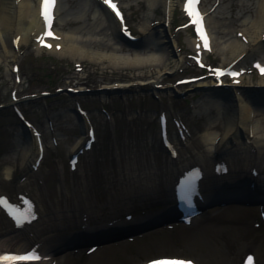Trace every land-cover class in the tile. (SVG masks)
Listing matches in <instances>:
<instances>
[{
	"label": "rangeland",
	"instance_id": "obj_1",
	"mask_svg": "<svg viewBox=\"0 0 264 264\" xmlns=\"http://www.w3.org/2000/svg\"><path fill=\"white\" fill-rule=\"evenodd\" d=\"M120 1L129 25L137 35H143L142 29L148 22L152 27L163 22L162 7L150 12L145 0ZM257 5L258 0L203 1L205 11L210 13L208 16L221 21L224 24L222 28L233 30V34H242L250 26ZM96 8L94 0H60L56 32L82 31L72 41L76 42L80 37L79 44L87 42L83 53L77 47H69V43L67 48L76 53L74 57L69 54L60 56L52 49L37 52L35 42L30 41L19 48L16 61L8 59L0 63V194L16 199L19 193L24 192L18 188V178L23 177L26 179L25 192L43 215L51 216L53 208L62 211L66 207L72 208L73 194L85 199L82 205L93 200L104 204L111 191L121 194L126 189L135 188L139 176H146L147 182L165 184L169 181L168 155L160 152L157 145L154 147V143L158 144L157 116L163 110L171 118L182 119L190 130L191 148L184 150L181 145L177 146L181 152L184 151L180 153L181 157H193L195 153L204 152L198 132L205 129L209 119L200 106L202 93L194 91L193 86L177 87V82L182 78L208 76L210 70H200L191 58L196 55L192 32L176 30L185 23L180 4L175 6L169 25L171 36L178 42L177 58L182 60L176 71L172 61L166 67L150 64L137 69L121 68L113 59H106L115 45L111 44L102 27L97 28L98 23L93 16ZM95 27L96 33H92ZM120 51L119 55L130 58H135L137 53L126 47ZM150 53V49L141 52L145 57ZM223 58L214 51L206 56L205 65L227 66ZM253 60L248 59L245 62L247 66L241 68L248 70L243 85L249 80L256 83L260 79L252 70ZM6 64L9 69L13 64L20 66V81L15 80ZM157 80L158 84H155ZM116 84L132 87L129 93H111L104 98L70 96L66 92L67 89L94 90ZM155 85L168 91L153 90ZM172 87L177 93L169 91ZM58 89L62 91L57 92ZM43 92H48L49 96L40 97ZM13 93L19 100L16 106L28 121L38 127L48 144L45 161L36 175L23 170L14 145L20 121L13 115ZM77 101L88 112L98 142L92 152L81 157L79 171L72 173L68 170L67 161L78 131L75 118L68 109L73 108ZM102 110L112 115L110 123L101 114ZM221 123L216 129L223 132ZM53 137L58 142L57 146L52 144ZM7 165L14 168L11 179L3 173ZM259 223L258 212L252 208L212 209L192 228L160 229L141 242L106 248L93 255L62 254L57 257V264H139L165 255L193 257L202 264H241L247 253L255 254L258 264H264V224L258 227ZM9 231H12V226L0 215V237Z\"/></svg>",
	"mask_w": 264,
	"mask_h": 264
},
{
	"label": "bare ground",
	"instance_id": "obj_2",
	"mask_svg": "<svg viewBox=\"0 0 264 264\" xmlns=\"http://www.w3.org/2000/svg\"><path fill=\"white\" fill-rule=\"evenodd\" d=\"M145 1L150 12L162 7L167 21L170 20L175 6L179 4V0ZM41 3L42 0H0V63L8 59L16 61L18 59L17 52L19 48L23 44H28L30 41L35 42L34 46L37 52L43 49L42 45L48 43L51 46L50 49L60 56L62 54H69L71 57L76 56V53L74 54L69 51L66 45L67 43L71 44L69 47L81 49V53L86 50L85 48H87L88 44L87 42L79 44L78 40L80 37H77L76 42L72 41L73 38H75L77 34L82 33V31L79 32L76 30L58 34V32L53 30V28L56 27L55 23L59 17L60 0H56V7H54L53 11V16L55 17L51 28L48 27L42 15ZM94 3L96 5L98 4L96 11L93 13L94 19L98 23L97 28L102 27V30L106 32V37L110 38L112 41L111 44L115 45L114 48H112L113 52H111L106 59H113L121 68L130 67L141 69L143 65L150 64L157 66L163 65L166 67L169 61L175 64L173 67L175 71L181 66L182 60L177 58L176 53L178 42L171 36L168 25L163 26L158 24V26L152 27L151 23L148 22L142 29L143 35H138L137 39L133 38L132 40L129 35L121 34L117 19L114 17V14L104 6L102 1L94 0ZM201 3L202 0L199 5L200 9L203 7ZM209 14V12H206L207 17L203 19L205 21L203 31L207 36L208 47L205 48L204 41L201 40L197 34H194L196 36L192 35L193 49L196 51V55H194L193 58H197V60H193L196 62L198 61L200 64L205 63L206 56L215 51L224 56V63L234 65L232 70L239 73V76L236 78L237 80L231 81L233 85L231 88L225 84L223 78L218 75L220 74L218 71L223 68L226 70V66H221L218 67L219 70L210 68L211 70L209 73L213 74L212 77L210 76V80L199 79L197 82L184 85L188 87L193 86L194 91L202 93L200 99L201 105L198 104L207 113L209 119V124L205 126V129L198 132V137L203 144L204 152H200V154L195 153L193 157H185V155L181 157L180 153L184 151L181 152L180 148L177 146L181 145L185 148L184 150L191 148L190 144L193 140L189 130L183 132L185 135L184 138L181 137L178 139V135L173 134V137L176 136L175 140L177 146H174V148L172 147V149L169 148L170 150L166 147H161V150L168 155V159H176L171 162L174 166L173 168L176 170H180L184 167L189 169L193 165L204 166L207 160L213 163V159H225L226 162L231 164H233L232 159H243V166L246 168L251 165L250 159H254L252 163L254 166L251 165L252 169L258 170V166H260L259 160L264 162V75H262L256 83L249 80L247 82L249 85H243L245 79L244 71L243 69L241 70V68L247 66L245 62L248 59H254L252 62L253 64L258 63L261 67H264V0H258L255 17L253 21H251L250 26L247 27L242 34L239 32L233 34L234 31L230 29L225 31V29L222 28L224 24L219 20L217 21L215 17H209ZM200 15L202 16L201 12ZM191 26H189L188 29L192 28L194 30L195 25ZM97 28L95 27L91 32L96 33ZM184 30H187V28ZM49 31L52 33V36L46 35ZM125 36H128L129 39L127 38L126 40ZM41 38L43 39L41 40ZM217 40L218 44L216 46ZM124 47L128 48L130 51L137 52L135 58H130L128 55L124 56V54L119 55L121 52L120 50L124 49ZM149 49L152 53L148 54L146 57L141 54L142 51ZM100 57L104 59L103 56ZM6 67L13 73V66L9 69L8 64H6ZM219 82H221L220 88L218 87ZM156 83L158 84V80L155 84ZM136 86L139 87L140 84ZM156 86L158 85H155V87ZM131 87L129 85L116 84L113 86H103L100 90L117 88L116 91L118 92L129 93ZM158 89L160 88L156 87L155 90L157 91ZM83 91L84 90H79L78 92L79 94H83ZM161 91L167 92L168 89H160L159 92ZM169 91L177 93L174 87L170 88ZM91 94L93 96V93ZM95 95L102 98L105 97L104 93H97ZM68 112L70 115L74 116L75 111L73 109H68ZM219 123L222 124L224 129L223 132L216 129ZM20 132V136H15L14 145L19 151H23L21 156V159H23L22 167L28 168V166L31 165V159L34 158L29 142L25 139L23 140V137H26L25 135L28 136L27 130L24 131L20 127ZM22 132H24V135ZM82 139L83 137L74 139V144L71 147L69 156L79 149L78 146ZM25 144L27 149L25 148ZM261 168L262 170L259 169L262 172H259V174H264V167ZM13 172L14 168L10 165L5 166L3 170L4 175L9 177L8 179L12 178ZM211 177L212 176H210V178ZM139 179L141 181L145 180L144 176H139ZM19 182L21 186H24L25 181L20 180ZM142 193L143 192L140 193V196H148V193L145 195ZM134 194V192L130 191L126 196L114 195L113 197L115 198H110V201H108V204H110L109 214H112L114 216L113 218L117 217L120 214L121 208H128V204L133 198L132 196H136ZM77 204L79 205V202ZM85 207L90 210L91 208H95L92 204ZM87 209H83V207L79 208V210L76 209L75 214L77 216L75 215V217H82L84 214L88 216L90 210ZM71 212V209H66V211H60L59 214L55 215L60 219V223H57L59 227L57 228L58 230L63 229L65 224L73 223V216L71 214L74 213ZM53 228V225L51 226L48 220L46 221V217L38 215L34 226L17 229L16 231L1 236L0 249H11L22 253L25 252L29 246L33 245L38 246L39 250L47 252V256H52L55 260V256L52 252L53 249L57 248L56 243H61V239L55 240L52 233ZM41 264L48 263L42 262Z\"/></svg>",
	"mask_w": 264,
	"mask_h": 264
},
{
	"label": "snow or ice",
	"instance_id": "obj_3",
	"mask_svg": "<svg viewBox=\"0 0 264 264\" xmlns=\"http://www.w3.org/2000/svg\"><path fill=\"white\" fill-rule=\"evenodd\" d=\"M56 0H42V15L48 27H51V10L55 6ZM105 4L110 7L118 17L121 16L117 5L112 2V0H103ZM199 3V0H187L185 11L190 17L191 22L196 26L197 35L201 40L204 41L205 48L208 47V41L206 33L203 31V17L199 14L196 9V5ZM47 36H52V33L49 31L46 33ZM55 38V37H53ZM43 38H41L42 40ZM51 47L50 45H47ZM256 67L260 70L261 74L264 75V67H261L259 64ZM234 77L239 75V73H231ZM0 207H5L9 211V215L17 222V225L20 226L23 222H26L27 219L33 218L34 214L32 213L31 208H28L26 212L21 213L18 209L11 206L8 201L4 198H0ZM41 257L35 252H31L24 255H0V264H30L33 261H39ZM153 264H191L190 261H175V260H165V261H154ZM248 264H252V257H248Z\"/></svg>",
	"mask_w": 264,
	"mask_h": 264
},
{
	"label": "clouds",
	"instance_id": "obj_4",
	"mask_svg": "<svg viewBox=\"0 0 264 264\" xmlns=\"http://www.w3.org/2000/svg\"><path fill=\"white\" fill-rule=\"evenodd\" d=\"M7 171V170H6ZM6 178H9V177H6Z\"/></svg>",
	"mask_w": 264,
	"mask_h": 264
}]
</instances>
